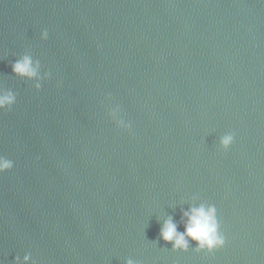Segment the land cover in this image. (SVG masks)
Masks as SVG:
<instances>
[{
  "label": "water",
  "instance_id": "95a60500",
  "mask_svg": "<svg viewBox=\"0 0 264 264\" xmlns=\"http://www.w3.org/2000/svg\"><path fill=\"white\" fill-rule=\"evenodd\" d=\"M0 89L3 264H264V0H0ZM200 204L224 246L173 251Z\"/></svg>",
  "mask_w": 264,
  "mask_h": 264
},
{
  "label": "clouds",
  "instance_id": "9594fccd",
  "mask_svg": "<svg viewBox=\"0 0 264 264\" xmlns=\"http://www.w3.org/2000/svg\"><path fill=\"white\" fill-rule=\"evenodd\" d=\"M41 38L48 39V31L45 29L41 32ZM39 62H34L30 55H24L20 59L12 62V73L20 78L37 80ZM39 91L42 85L37 82L34 85ZM110 100L111 97H106ZM16 103V94L11 91L0 89V110H10ZM108 116L113 120L116 127L123 130H131V124L124 118L118 116V109L108 112ZM234 135L228 132L219 138V146L222 150L227 151L232 145ZM14 162L7 157L0 155V174L12 170ZM182 221L184 231H178L179 225L171 217L165 219L160 227V239L165 243H170L173 251H187L190 247V241L195 243L194 251L212 252L215 249L222 248L225 244V237L220 232V224L217 218V209L214 205L200 204L192 206L188 210H182ZM0 264H3L0 261ZM14 264H36L32 259L31 253H26L21 258L16 256ZM125 264H137L132 259H127Z\"/></svg>",
  "mask_w": 264,
  "mask_h": 264
}]
</instances>
